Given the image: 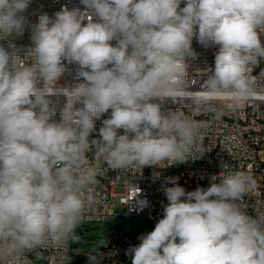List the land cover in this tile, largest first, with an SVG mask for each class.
<instances>
[{
    "label": "clouds",
    "instance_id": "clouds-1",
    "mask_svg": "<svg viewBox=\"0 0 264 264\" xmlns=\"http://www.w3.org/2000/svg\"><path fill=\"white\" fill-rule=\"evenodd\" d=\"M79 2L33 23L24 15L32 0H0V264H29V253L79 242L107 169L202 158L206 125L166 109L170 102L219 118L264 91V70L253 75L264 61V0ZM26 30L31 44L18 47ZM194 38L218 49L195 89ZM69 66L73 81L61 84ZM220 166L207 188L186 191L166 178L163 216L127 250L132 264H264V207L254 205L253 216L244 202L257 181Z\"/></svg>",
    "mask_w": 264,
    "mask_h": 264
},
{
    "label": "built area",
    "instance_id": "built-area-1",
    "mask_svg": "<svg viewBox=\"0 0 264 264\" xmlns=\"http://www.w3.org/2000/svg\"><path fill=\"white\" fill-rule=\"evenodd\" d=\"M62 6L83 8L79 0H32L30 7L24 13L28 19L35 23L42 12H47L52 16L59 11ZM184 4H181L183 7ZM30 31L26 30L23 37L17 39V46H28L31 44ZM264 40V37L261 38ZM115 41H113V44ZM192 49L197 54L195 59L189 58V79L193 88H197L199 82L205 78L207 68H214V54L218 50L215 47L205 48L194 38ZM264 70V61L255 68L253 75H258ZM70 74H66L61 80V84H71L74 77V66H69ZM260 87L264 88V80L259 81ZM217 107L223 108V101L214 102ZM191 115L193 119L204 122L206 125L204 150L207 151L202 158L189 159L185 163H177L169 167L160 168L159 166L144 167L142 172L135 169L127 171L107 169L99 177V184L95 188L96 202L87 211L82 223L91 221L107 220L115 213L110 204L112 196H117L120 203L125 208V215L137 216L147 215L156 223L163 216V207L168 203L163 187L168 177H178V184L186 191H193L198 186L207 188L210 186L211 177L219 175L223 170L221 161L231 165L233 170H243L253 175L257 181V187L253 193L245 197V203L249 205L246 209L249 215H255L254 205L264 207V91L250 104L239 110L224 111L219 118L211 111L190 106L187 104L169 103L166 109L171 108ZM59 119V116L56 117ZM108 118L105 114L100 121H97L96 131L90 139H99V128L102 126V119ZM123 134V130H120ZM198 154V153H197ZM90 163L92 153L89 152ZM159 172V178L155 173ZM171 187L173 185L168 184ZM138 187L139 195H136L134 188ZM134 197V198H133ZM133 198V199H132ZM132 199V200H131ZM139 200H146L147 207L138 203ZM142 208V210H141ZM151 231H139L137 234L129 235L126 232L109 234L104 245H101L96 258H101V264L124 261L125 264H132L131 255L126 254L127 250L140 243L139 237ZM92 251L80 253L78 262L72 252V242L66 247L56 248L55 246L40 249L35 253H29L27 260L29 264H36V257H43L47 264H87V255Z\"/></svg>",
    "mask_w": 264,
    "mask_h": 264
},
{
    "label": "rangeland",
    "instance_id": "rangeland-1",
    "mask_svg": "<svg viewBox=\"0 0 264 264\" xmlns=\"http://www.w3.org/2000/svg\"><path fill=\"white\" fill-rule=\"evenodd\" d=\"M112 210L118 215H113L107 220L91 221L82 223L77 227L80 241L72 243V252L78 262L80 253L93 251L99 241L106 239L109 234L126 232L129 235L137 234L139 231H152L156 222L147 215H125V208L117 196L110 200ZM36 264H47L43 257H36Z\"/></svg>",
    "mask_w": 264,
    "mask_h": 264
},
{
    "label": "bare ground",
    "instance_id": "bare-ground-1",
    "mask_svg": "<svg viewBox=\"0 0 264 264\" xmlns=\"http://www.w3.org/2000/svg\"><path fill=\"white\" fill-rule=\"evenodd\" d=\"M87 264H101V258H96L95 260L87 259ZM110 264H125L124 261L111 262Z\"/></svg>",
    "mask_w": 264,
    "mask_h": 264
}]
</instances>
